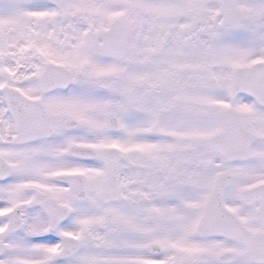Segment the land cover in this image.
<instances>
[{
    "label": "snow or ice",
    "instance_id": "snow-or-ice-1",
    "mask_svg": "<svg viewBox=\"0 0 264 264\" xmlns=\"http://www.w3.org/2000/svg\"><path fill=\"white\" fill-rule=\"evenodd\" d=\"M0 264H264V0H0Z\"/></svg>",
    "mask_w": 264,
    "mask_h": 264
}]
</instances>
